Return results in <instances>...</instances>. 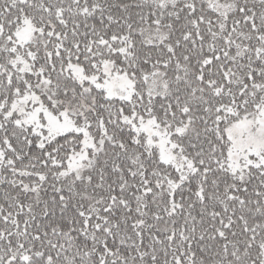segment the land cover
I'll use <instances>...</instances> for the list:
<instances>
[{
    "label": "snow or ice",
    "instance_id": "6c2138e0",
    "mask_svg": "<svg viewBox=\"0 0 264 264\" xmlns=\"http://www.w3.org/2000/svg\"><path fill=\"white\" fill-rule=\"evenodd\" d=\"M0 264H264V0H0Z\"/></svg>",
    "mask_w": 264,
    "mask_h": 264
}]
</instances>
